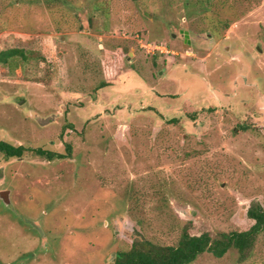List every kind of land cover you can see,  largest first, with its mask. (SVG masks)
<instances>
[{"label":"rangeland","instance_id":"1","mask_svg":"<svg viewBox=\"0 0 264 264\" xmlns=\"http://www.w3.org/2000/svg\"><path fill=\"white\" fill-rule=\"evenodd\" d=\"M13 47L0 141L28 149L0 151V264H113L264 210V0H0ZM189 264H264V231Z\"/></svg>","mask_w":264,"mask_h":264},{"label":"trees","instance_id":"2","mask_svg":"<svg viewBox=\"0 0 264 264\" xmlns=\"http://www.w3.org/2000/svg\"><path fill=\"white\" fill-rule=\"evenodd\" d=\"M228 25L226 23L227 27ZM219 32L220 30L217 31V34ZM215 39H218V37ZM16 56L25 58V51L15 47L1 50L0 62L4 63L9 58L14 59ZM111 65L103 66L106 79L113 78L116 75L115 69L113 70ZM108 83V80H106L101 87L106 86ZM27 149L23 145L14 146L6 141H0V151L6 156H21ZM34 152L48 159L67 156L41 148L34 149ZM70 152V145H67V153ZM246 217L253 221L248 229L222 233L220 238H211L206 232L201 235H190L183 232L178 242L172 245H158L137 238L129 250L115 253L113 264H189L203 252L211 253L216 258H220L232 247L243 254L250 250L256 235L264 231V210L261 205H252L247 208Z\"/></svg>","mask_w":264,"mask_h":264},{"label":"built area","instance_id":"3","mask_svg":"<svg viewBox=\"0 0 264 264\" xmlns=\"http://www.w3.org/2000/svg\"><path fill=\"white\" fill-rule=\"evenodd\" d=\"M160 45V44H159ZM157 45V46H154V50H157L159 52H167L165 49H164V46L163 45ZM172 52V51H171Z\"/></svg>","mask_w":264,"mask_h":264},{"label":"clouds","instance_id":"4","mask_svg":"<svg viewBox=\"0 0 264 264\" xmlns=\"http://www.w3.org/2000/svg\"><path fill=\"white\" fill-rule=\"evenodd\" d=\"M171 53H173V51Z\"/></svg>","mask_w":264,"mask_h":264},{"label":"water","instance_id":"5","mask_svg":"<svg viewBox=\"0 0 264 264\" xmlns=\"http://www.w3.org/2000/svg\"><path fill=\"white\" fill-rule=\"evenodd\" d=\"M185 36H187V34Z\"/></svg>","mask_w":264,"mask_h":264}]
</instances>
